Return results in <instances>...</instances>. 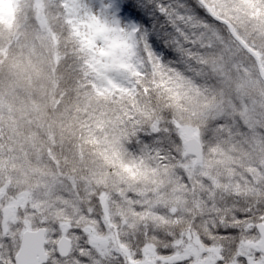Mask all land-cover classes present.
<instances>
[{
	"label": "snow or ice",
	"instance_id": "6c2138e0",
	"mask_svg": "<svg viewBox=\"0 0 264 264\" xmlns=\"http://www.w3.org/2000/svg\"><path fill=\"white\" fill-rule=\"evenodd\" d=\"M0 264H264V0L0 7Z\"/></svg>",
	"mask_w": 264,
	"mask_h": 264
},
{
	"label": "rangeland",
	"instance_id": "374dc122",
	"mask_svg": "<svg viewBox=\"0 0 264 264\" xmlns=\"http://www.w3.org/2000/svg\"><path fill=\"white\" fill-rule=\"evenodd\" d=\"M21 119V113L17 112L16 114V119L14 121H9L7 118L4 119L3 124L6 125V129L9 132H14L15 131V124L19 122Z\"/></svg>",
	"mask_w": 264,
	"mask_h": 264
},
{
	"label": "trees",
	"instance_id": "16d2710c",
	"mask_svg": "<svg viewBox=\"0 0 264 264\" xmlns=\"http://www.w3.org/2000/svg\"><path fill=\"white\" fill-rule=\"evenodd\" d=\"M9 3H10V0H0V7H4L5 5H7V4H9ZM3 126H4L5 130L8 131V130L6 129V125L3 124ZM8 132H9V131H8Z\"/></svg>",
	"mask_w": 264,
	"mask_h": 264
}]
</instances>
